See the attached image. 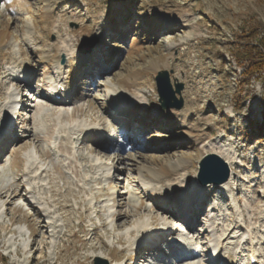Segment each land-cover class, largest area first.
<instances>
[{
  "label": "rangeland",
  "instance_id": "374dc122",
  "mask_svg": "<svg viewBox=\"0 0 264 264\" xmlns=\"http://www.w3.org/2000/svg\"><path fill=\"white\" fill-rule=\"evenodd\" d=\"M180 9L191 10L170 23ZM259 22L264 0H0V120L24 103L22 137L0 136V190L17 185L20 194L0 197V222L9 223L0 226V264H96L99 254L109 264H213L208 259L220 250L233 256L231 264H249L250 248L264 264V136L253 132L264 123V89L260 77L247 83L231 56L238 33ZM85 38L97 39L91 51L80 49ZM163 69L173 84L184 83L180 109L161 108L156 75ZM128 79L144 102L142 126L126 119ZM58 81L68 97L62 105L51 95ZM101 133L110 139L100 142ZM210 153L234 169L228 185L199 182L200 161ZM187 158L189 181L141 175L146 166ZM223 171L219 164L211 175ZM107 203L132 222L115 229ZM183 204L196 212L191 223L170 217L171 207L186 216ZM41 220L46 226L38 227ZM141 220L145 249L170 224L167 242L179 243L182 257L139 252Z\"/></svg>",
  "mask_w": 264,
  "mask_h": 264
},
{
  "label": "bare ground",
  "instance_id": "6f19581e",
  "mask_svg": "<svg viewBox=\"0 0 264 264\" xmlns=\"http://www.w3.org/2000/svg\"><path fill=\"white\" fill-rule=\"evenodd\" d=\"M189 10H191V9H180L178 11H175V13L171 14L170 16H168V19H170L169 22L171 23L173 19H176V18H180V17L185 16V14L189 12ZM91 33H92V31L89 30L88 28H86V30L84 31V34H86V35H90ZM194 35L195 34H193V33H189L188 34V37H192ZM1 37H2V33H0V42H1ZM109 45H111V44H109ZM111 57L112 58L110 60L113 62L114 61L113 55ZM57 62H58V67H59L58 69L64 68V66H63L64 59H62V60L61 59H57ZM23 66H25V65H23ZM25 67H27V66H25ZM77 69H79V67ZM74 72H75V70H74ZM75 73H77V72H75ZM26 77H25V79H26ZM70 80H73V81H70L69 83H67V86L73 87L75 85L76 78H74V76L71 75L70 76ZM57 83L58 82H56L55 86L57 85ZM134 85L135 84L133 82L129 81V79L126 80V81H124V83L122 84L123 89L125 90L124 91L125 92V95L127 94L126 99L130 100V103L132 104L130 107L127 108L128 115L131 116V118H130V119H132L131 121H133V122H140L141 123V119L143 118L141 116V112H142L141 111V107L144 105V102L138 101V100H140L141 97H139L138 89L135 88ZM57 89L62 92V95H61L62 96L61 99H62L64 97V91H63V89H65V88L62 85H58L57 87H55L54 91L57 90ZM61 99L56 100L59 105H62L64 103V101H62ZM144 100L145 101L147 100L146 102L149 101L148 97L143 98V101ZM148 103H147V105H148ZM58 112L60 113V115H62V114L65 113V112L63 113L60 110ZM167 112L170 113V114H177V112H175L173 110H168ZM6 115H7V112H6ZM71 116H73V114H71ZM3 119H4V121H3ZM3 119L0 120V126H2V127H4V124L8 122V120L6 119V117H4ZM170 123H172L174 125L173 121H171ZM5 134H7V133H5ZM101 135H102V137L104 136L102 133H101ZM9 137H11V136H9ZM11 143H13V142H9V144H11ZM9 144H7V145H9ZM7 145H6V147H7ZM226 157L228 158V161L230 162V165H232L233 164L232 158H230L228 156H226ZM10 158H11V155L9 154L8 155V159H10ZM30 158L32 159V155L30 156ZM30 158H29V162L31 161ZM155 159L156 158H154V160ZM190 162H192V159L191 158H187V160L184 159L183 161H180L179 160L177 162H171V163H162V162H160V163L157 164V166H155L153 168L146 166L145 168L141 169L140 172H141V175L144 177V180H148V182H156V183L166 184V182H170V181H173L175 179L180 178V177H178L179 175L182 176L185 181H189L190 180V176L188 175L187 170L189 169V163ZM99 165H101V164H99ZM232 171L233 172L231 174V169H230V178L227 181H225V182H222V183H202L200 181L199 182L201 184H203L204 186H210L212 184H220L219 186L213 185V187L219 188L223 184L224 185H228L234 179V177H235V171H234V169H232ZM125 186H126V189H125V192L123 193V195H126L127 194V189H128L127 183H125ZM17 187H18L17 185L14 186L12 190L11 189H6V188L5 189H1L0 190V197H3V195H5L6 193H11V195L9 196L11 199H13L15 196L20 195V194H18L19 188H17ZM138 202H140V201H138ZM44 210L47 211V212H49V209H44ZM106 213H107V216H108L107 219L111 221V223H112V225H113V227L115 229H121V228L129 225V223H131L132 220H133L132 218H130L131 217V214H128V212H126V211L125 212H121V211H118L117 212L116 211V213H115L114 207L111 204L109 205L108 203L105 205V214ZM37 214L39 215V213L36 212L35 215H37ZM136 214H138L139 216H141L140 215V212H137ZM194 214H196V212H194ZM190 218H192V217H190ZM141 221L142 222L137 223V225L135 226V228L137 229L136 230L137 232H139L140 229H143L146 226V224L143 222V220H141ZM39 223H40V225L38 227L46 226V221L45 220H41ZM103 225H107V222L103 221ZM0 226L6 230L7 228H9V223H7V222H0ZM163 229L170 230L171 228H170V225L166 224L165 225V228H163ZM29 230H30V228H29ZM131 230L132 229H130L128 231V233ZM31 231H32V229H31ZM142 232L141 231L139 232L141 238H139V240H138V242L136 244H137V247H138L137 250H139V252L142 251V254H143V250L145 249L144 242L147 239V235L145 234V232L144 233H142ZM246 234H248V233L247 232H244L243 236L241 237L240 243L242 242L243 238L245 237L244 235H246ZM119 239L123 240L122 237L119 238ZM151 239H153V238H150L148 241H150ZM246 239H248V238L246 237ZM156 246H158V247H156ZM151 247L153 249L154 248H159V245L152 244ZM16 251L17 252H20L18 249H16ZM173 251H175V252H173V254H175V256L182 257V255L177 254V252H178L177 250H173ZM21 252H22V250H21ZM248 253H250L251 258L254 259V260H257L258 261V260H260V258H263V256H261L262 254L259 253L256 248H253V249L250 248L248 250ZM220 254H218V255L221 257L222 255H220ZM98 256L104 257L103 254H99ZM184 258H186V257H184ZM232 258H233V256H231L230 259H229L228 256H227V258L224 257V259L228 262L226 264H231ZM148 259H149V256L146 255L145 256V261H148Z\"/></svg>",
  "mask_w": 264,
  "mask_h": 264
},
{
  "label": "water",
  "instance_id": "95a60500",
  "mask_svg": "<svg viewBox=\"0 0 264 264\" xmlns=\"http://www.w3.org/2000/svg\"><path fill=\"white\" fill-rule=\"evenodd\" d=\"M97 39L85 38L80 47L81 51L92 50L93 46ZM169 70L163 69L159 70L156 75L157 88L159 92V100L161 103V108H169L174 106L178 109L182 108L184 105L183 98L176 99V94H180L184 89V83L181 81L172 82L171 75ZM175 87V88H174ZM172 99H175L174 103ZM222 164L224 167V171L220 176L211 175L217 168L218 165ZM230 177V169L228 167L227 162L216 153L206 154L200 161V169H199V181L202 183H222L229 179ZM96 264H109L107 259L97 257Z\"/></svg>",
  "mask_w": 264,
  "mask_h": 264
},
{
  "label": "trees",
  "instance_id": "16d2710c",
  "mask_svg": "<svg viewBox=\"0 0 264 264\" xmlns=\"http://www.w3.org/2000/svg\"><path fill=\"white\" fill-rule=\"evenodd\" d=\"M238 36L241 39L231 51V56L238 65L243 67L242 73L245 81L248 83L252 77H260L264 89V23L259 22L252 26H244ZM242 106L240 104L234 108L238 110ZM262 106L264 110V98ZM253 132H259L261 136H264V123L259 125L258 129H253Z\"/></svg>",
  "mask_w": 264,
  "mask_h": 264
}]
</instances>
